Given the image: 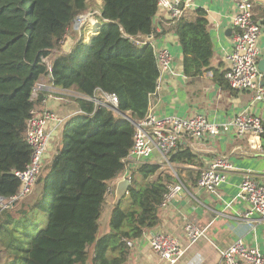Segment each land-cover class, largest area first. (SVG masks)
Here are the masks:
<instances>
[{
    "label": "trees",
    "instance_id": "16d2710c",
    "mask_svg": "<svg viewBox=\"0 0 264 264\" xmlns=\"http://www.w3.org/2000/svg\"><path fill=\"white\" fill-rule=\"evenodd\" d=\"M92 7L99 13L95 36L89 43L81 37L69 53L60 54L66 30ZM157 12L158 0H0V197L4 201L20 188L14 172L23 171L30 162L26 125L42 99L41 95L32 98L41 77H47L54 88L81 95L95 90L113 94L118 111L129 120L145 117L160 72L152 44L137 42L157 37ZM174 29L184 74L201 75L212 55L206 13L199 9L193 20L182 17ZM44 59L51 62L50 69ZM70 100L86 116L65 121L59 146L36 182L39 201L32 211L22 207L15 215L0 208V229L13 220L22 237V248L6 264H125L127 243L159 224L158 209L167 193L166 183L173 178L147 183L159 168L141 164L129 175V207L123 210L119 201L111 213L110 233L98 236L108 183L126 167L134 130L128 119L108 109L94 110L87 101ZM188 157L189 151L172 152L169 162ZM40 213L47 215L41 230L35 218Z\"/></svg>",
    "mask_w": 264,
    "mask_h": 264
},
{
    "label": "crops",
    "instance_id": "0c3cea01",
    "mask_svg": "<svg viewBox=\"0 0 264 264\" xmlns=\"http://www.w3.org/2000/svg\"><path fill=\"white\" fill-rule=\"evenodd\" d=\"M179 1H189L183 15L187 19L193 20L195 11L199 9L206 13L212 48L209 67L197 77L184 74L183 55L174 29L176 23L171 24L168 12L158 7L154 18V28L158 35L150 42L155 52L168 50L171 61L169 70L160 73L158 87L150 98L148 111L156 117L180 118H190L196 113H202L208 122L215 124L247 113L259 117L264 127V103L255 101L252 92L229 89L224 80V73L229 68L226 57L233 44L229 16L235 12L236 4L240 1L250 2L252 20L260 25L257 40L258 62L264 59V0ZM95 4L100 6L101 2L95 1ZM84 15L88 16L83 26L91 25V29L82 35L87 39L84 42L89 43L99 26V13L91 8ZM80 37V33L68 31L59 43V53H69L75 40ZM39 80L47 88L37 95V98L41 95L42 99L34 110L37 113L49 110L65 123L76 114V105L62 95L61 89L54 88L49 79L47 81L41 77ZM47 129L50 132V141L44 157L43 172L59 146L61 134L60 125L55 123H49ZM249 139V134L237 136L233 129L201 140L186 135L179 138L173 153L189 151L190 157L187 159L181 158L174 163L168 160L169 163L166 164L155 152L147 159H128L124 171L108 183L106 203L99 219L98 236L111 231V213L119 203L115 199L117 184L124 179L130 180L129 175L141 164H148L156 165L159 170L147 183L168 176L173 180L167 182V186L180 182L185 190L169 204L158 209L157 226L144 231L139 239L130 241L125 264H224L222 252L235 241H241L248 248H255L264 255V220H261L257 213L248 214L250 204L240 193V186L245 177L255 181L264 178V134L256 141V149L251 148ZM216 157H223L229 163L230 169L226 173L225 181L213 192L199 189L196 186L199 172L207 168ZM36 190L39 194L38 185L33 193ZM127 198L128 192L121 200L120 206L123 210L129 207ZM187 224H193L203 230V234L192 243L185 237L184 229ZM156 234L178 240L182 255L176 262L164 260L152 251L150 240Z\"/></svg>",
    "mask_w": 264,
    "mask_h": 264
},
{
    "label": "built area",
    "instance_id": "2783aa9c",
    "mask_svg": "<svg viewBox=\"0 0 264 264\" xmlns=\"http://www.w3.org/2000/svg\"><path fill=\"white\" fill-rule=\"evenodd\" d=\"M188 2L158 0V7L168 12L170 23L174 24L183 17L184 11L189 6ZM251 7L250 2L240 1L236 4L235 12L229 16L233 30V44L231 52L226 57L229 68L224 73V80L231 90L252 92L255 101L264 103V72L258 69L257 49V40L261 29L260 25L252 20ZM87 16H78L72 24L74 23L77 28L81 27ZM67 33L68 29L62 40ZM143 39L144 42H137V44L151 43L152 37H143ZM86 40L85 38L84 41ZM154 53L159 72L164 73L169 70L171 57L168 50L161 49ZM43 62L50 69L51 62L47 59H44ZM43 79L48 81L47 77H43ZM45 87L46 85L39 80L32 92V98L35 100ZM62 95L67 99L87 101L93 104L94 110L108 109L116 116L123 117V114L118 111V100L113 94L95 90L92 95L87 96L70 90H62ZM75 115L86 116L80 110H77ZM128 121L133 126L134 132L133 144L126 161L128 159H147L155 152L168 164L169 156L174 152L179 138L186 135L201 140L233 129L237 136L249 134L250 146L256 149V141L264 134L260 118L247 113H241L231 120L219 124L208 122L202 113H196L190 118H180L176 116L156 117L150 111L140 121L129 119ZM49 123L60 125L59 132L62 133L64 123L55 113L49 110L39 113L32 112L26 125L25 135L26 142L31 149L30 162L23 171L14 172V176L20 181V188L15 195L5 200V208L16 205L34 191L36 182L44 169V157L50 141V132L47 129ZM229 169V163L225 158L216 157L207 168L199 172L196 186L210 192L215 191L225 181ZM184 190V186L180 182L167 186V193L163 196L161 206L169 204ZM240 193L242 198L250 204L248 214L257 213L261 220H264V178L255 181L250 177H245L240 186ZM184 232L190 243L196 241L203 234V230L193 224H187ZM127 245L131 246L130 243ZM150 247L157 256L171 263L176 262L182 255L179 242L174 237L156 234L150 240ZM222 261L224 264H264V255L255 248H248L241 241H235L222 252Z\"/></svg>",
    "mask_w": 264,
    "mask_h": 264
},
{
    "label": "rangeland",
    "instance_id": "374dc122",
    "mask_svg": "<svg viewBox=\"0 0 264 264\" xmlns=\"http://www.w3.org/2000/svg\"><path fill=\"white\" fill-rule=\"evenodd\" d=\"M93 10H96L94 7H92ZM91 29V25L88 27L81 26L77 28L75 24L73 23L71 27L68 29L69 33H80L81 37L83 38V33H87L88 30ZM80 37V38H81ZM84 39V38H83ZM76 41V40H75ZM39 201L38 197V191L36 190L34 193L32 192L31 195L26 197L25 199L19 201L16 203V205L12 206L11 208H5V201L0 202V208L4 211L10 210L11 215H15L17 211L20 209V207H24V210H26L27 207H29V210L32 211V207ZM22 205V206H21ZM30 215H33L31 213ZM35 218L37 219V223L39 226V230L43 229L46 225L47 221V215L40 213L39 216L35 215ZM36 233H33L35 235ZM21 230H17L14 221L12 220L9 225H3L0 229V264H6V262L13 258V255L15 252H18V247L22 248L21 244Z\"/></svg>",
    "mask_w": 264,
    "mask_h": 264
},
{
    "label": "water",
    "instance_id": "95a60500",
    "mask_svg": "<svg viewBox=\"0 0 264 264\" xmlns=\"http://www.w3.org/2000/svg\"><path fill=\"white\" fill-rule=\"evenodd\" d=\"M258 69L261 72H264V59L258 62ZM124 118L128 119V116L123 114L122 115ZM130 180L129 179H124L121 180L117 186H116V190H115V199L117 202L121 201L124 196L126 195V193L128 192V189L130 187ZM3 201V198L0 197V202Z\"/></svg>",
    "mask_w": 264,
    "mask_h": 264
},
{
    "label": "bare ground",
    "instance_id": "6f19581e",
    "mask_svg": "<svg viewBox=\"0 0 264 264\" xmlns=\"http://www.w3.org/2000/svg\"><path fill=\"white\" fill-rule=\"evenodd\" d=\"M91 20H92V18H91ZM93 29V28H92Z\"/></svg>",
    "mask_w": 264,
    "mask_h": 264
}]
</instances>
